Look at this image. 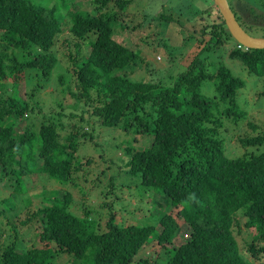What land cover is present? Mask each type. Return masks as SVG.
<instances>
[{
	"label": "trees",
	"instance_id": "1",
	"mask_svg": "<svg viewBox=\"0 0 264 264\" xmlns=\"http://www.w3.org/2000/svg\"><path fill=\"white\" fill-rule=\"evenodd\" d=\"M152 1L158 3L0 0V172L13 185L10 190L0 174V193L7 187V195L0 196V264H53L56 257L77 258L80 264H254L251 258H264V119L240 103L246 80L222 61H210L217 49L227 46L229 50L228 40L232 39L236 44L229 55L253 74L260 64L264 68V48L240 45L214 0L213 10L210 6L188 10L162 0L156 11L148 8ZM244 1L242 6L238 1L236 9L231 7L240 24L250 27L249 18L255 20L257 11L264 8L253 7V0ZM144 2L147 5L141 6ZM167 4L171 5L169 11ZM246 7L250 16L243 13ZM139 8L144 9L143 21L148 27L156 20L174 22L177 15H185L192 26L199 25V30L195 27L190 32L179 29L181 46L170 45L156 33L155 43L165 44L170 57L176 55L175 49H190L192 42H198L200 48L171 84L161 77L153 79L165 69L155 72L151 61L125 43L117 31L128 27L124 20L134 19ZM60 40L61 56L56 49ZM144 41L151 43L146 37ZM151 46L155 48V44ZM207 51L210 55H203ZM60 65L65 71L58 73V80L64 85L69 75L63 92H69L74 102L58 110L59 119L35 123L30 119L32 113L43 110L39 90ZM137 68L148 69L149 78H133ZM30 77L37 82H32V87L27 83ZM208 85L214 89L212 96L203 90ZM258 95L264 98V88ZM76 116L81 121L70 122L72 129L64 136L61 130ZM23 117L25 129L15 133L17 120ZM95 117L101 126L117 127L136 137L153 136V142L145 147L122 146L130 159L121 170L128 169V175L138 177L147 188L162 190L172 207L179 209L178 215L169 211L161 214L158 224L136 220L121 225L119 210L115 212L110 199L103 206L113 213L101 225L91 218L89 208L82 215L75 214L80 203H75L73 188L81 189V199L88 196L81 185L87 179V165L93 161L79 158L78 145L90 136L86 124ZM231 127H241L242 132L237 135ZM233 139L245 148L244 154L235 155L229 149ZM39 179L59 186L44 191L43 203L36 210L13 215L27 203L28 208L34 207L26 188ZM116 183L121 184L111 178L104 196L109 197ZM138 216L143 218L144 213ZM179 217L192 230L187 241L167 249L163 256L137 259L154 237L162 246L170 241L181 226ZM33 218L40 221V244L33 242L23 248L14 241L2 242L4 230L14 236L18 224L26 225ZM157 225L161 230H156Z\"/></svg>",
	"mask_w": 264,
	"mask_h": 264
},
{
	"label": "rangeland",
	"instance_id": "2",
	"mask_svg": "<svg viewBox=\"0 0 264 264\" xmlns=\"http://www.w3.org/2000/svg\"><path fill=\"white\" fill-rule=\"evenodd\" d=\"M41 1V0H39ZM145 1V0H142ZM157 2H149L148 5L149 10L156 11L160 8L162 4V0H156ZM172 1L171 3L182 4L187 7V9L196 8V6L200 8L209 7L211 10L214 9V6L211 4L212 0H166ZM231 6L236 9V4L239 1V5H243L244 0H229ZM249 1V0H248ZM252 1V0H251ZM258 2V3H257ZM262 0H253V7H257L259 9L264 8L261 4ZM246 4V2L244 1ZM252 3V2H251ZM147 4L144 2L141 6H146ZM170 4L165 6V9L169 11ZM251 7L252 5L249 4ZM245 7V6H244ZM145 8V7H144ZM140 13L137 12L135 14L134 19H125L124 21L128 22V27L125 30L117 29L118 33L123 37V40L128 45L132 46L135 49H138L143 53L150 61L151 66H154L155 72L158 69H165L162 73H156L152 76V78H162V80L167 83L171 84L172 79L177 77L178 73L184 69L185 66L190 64L191 59L195 55V53L200 49L198 46V42H192L190 49H175L174 53L176 55L174 57L169 56V50L165 44H157L155 43L154 38L156 37V33L159 34L161 38L166 39L170 45L178 46L182 45V35L179 32V29L185 28L188 29L189 32L193 30L195 27L199 30L198 26H192V23L188 20V18L184 15H177V20L166 24V22H156L153 25L148 27V23L144 22L143 11L144 9L140 10ZM243 13L250 16V13L247 11V7L245 10L243 9ZM251 22V26H247L245 23L243 24L244 28L253 36L257 37H264V28H260L259 26L264 27V10L257 11L255 20L253 16L249 18ZM255 23H254V22ZM144 23V27L138 26L140 23ZM147 25V26H145ZM138 26V27H136ZM200 33V31H199ZM148 39L151 43L144 41ZM207 37H209L207 35ZM205 37V39H208ZM62 39V37H61ZM229 45L233 47L236 43L234 40H228ZM61 40L58 42L56 49L59 51L61 56L62 48L60 46ZM155 44V48L151 46ZM230 49H226V47L217 49L218 52H213L211 55L209 51L206 53L204 52L203 55H210V61L215 63L216 60L222 61L224 64L228 65L234 72L235 75H238L246 80V87L240 94L239 100L240 103L249 113H252L254 116L263 118L264 119V98H260L258 95L259 92L262 91L264 88V74L262 73L263 66L260 64L257 68L256 72L253 74L248 73L247 68H244V64L235 56L229 55ZM62 64H66V61L62 59ZM63 65H60V68L55 71L53 76L47 81L43 83L44 87L39 90V103L43 107V110H34L35 112L31 115V121L35 123H40L46 118L45 122L49 120H53L54 118L59 119L61 113L58 112L61 108H69L71 104L74 102L73 98L70 96L69 92H63L65 86H67V82L69 81V75L66 76L67 82L64 85L58 80V73L64 72ZM145 64L144 66H146ZM211 65H213L211 63ZM264 69V68H263ZM154 72V73H155ZM31 76L34 75V72H30ZM29 74V75H30ZM149 70L144 68H137L136 72L133 74V78L136 80H146L149 78ZM33 80V81H32ZM32 82H37L32 79L31 77L27 80L29 87H32ZM21 94H24V84L23 81L21 82ZM205 94L212 96L214 94V89L212 86H205L203 87ZM261 90V91H260ZM83 106L84 103H81ZM70 110H67L69 112ZM54 116V117H52ZM76 117H71L69 122L65 125V128L61 130L62 134L65 136L69 131H71L70 122H77L79 123L81 120ZM26 117L20 118L17 120L19 124L17 128H15V133L22 132L25 129L27 120L24 119ZM64 121V120H63ZM67 121V120H66ZM97 118L91 119L89 123L86 124V130L88 131L87 134L90 136H86V138H82L79 145H78V155L80 159L85 160L86 158H92L91 164L87 165V179L83 186V189L88 193V196L81 199L82 191L81 189L75 187L73 188V193L75 195V203L79 204L80 207L75 210V214L82 215L85 208H89L91 210V218H93L99 225H101V221L108 215L109 217L113 213L109 207H104L103 204L107 200L114 201V210L117 212L118 222L121 225H124L128 222L132 221H140L151 224H158V220L161 217V214L170 213L169 211H173L175 215H178V208H173L171 201L168 197H166L163 191L151 187L147 188L145 185L140 183V179L133 175H128L126 170L124 169L127 161L130 159V155L124 153V149L122 146L127 143H131L134 147H145L150 145L153 142V136H143V135H133L132 133H126L120 128L117 127H105L101 126L99 123L96 122ZM65 122V121H64ZM92 125V127H91ZM122 125V124H121ZM120 125V127H122ZM231 131L234 133L242 132V128L239 127L236 130L231 127ZM136 137L137 140L134 139ZM90 137H93L90 139ZM229 149L234 152L235 155H242L245 153V148L242 147L238 139H233L229 145ZM257 151V149L254 148ZM260 150V148L258 149ZM122 165V167H121ZM3 176V179L7 181L8 187L10 190L12 189L13 185L11 186V180L8 177L0 172ZM100 176V178H99ZM111 178L113 180H118L121 182L120 185L116 183V187L113 188V192L107 197L104 196V192L110 190ZM125 181V184L122 182ZM59 186L54 181H47L43 179H39L34 182L31 186H26L27 188V198L32 199L34 203L33 205L29 206L28 203L25 201V205L18 208V210L13 213V215H23L25 211H34L38 206L43 203L44 199V191L51 190L57 188ZM7 188V187H6ZM4 188L3 192L0 193V196H6L7 191ZM0 191H1V183H0ZM21 194H25L22 192ZM46 194V193H45ZM167 201H166V199ZM82 200V202H81ZM106 200V201H105ZM107 205V204H105ZM114 212V213H115ZM139 212H143L144 216L142 218L138 216ZM82 213V214H81ZM129 218V219H127ZM134 218L133 220H131ZM181 226L176 232L175 236L165 245H161L158 242V238L154 237L150 242L146 243L142 250L137 255V259L143 258L145 256H150L153 259L157 256H163L164 252L167 249L172 248V246H178L188 239L189 231L191 232V228L188 226L187 222H184L182 218H180ZM139 222V223H140ZM0 219V225H1ZM23 226V227H22ZM161 226L157 225V229L161 230ZM18 233L16 235L10 236V232L4 230L3 233L6 235L4 236L3 241H12L14 237L20 234V238L17 240L18 245L23 248H28L35 244H40L39 239L37 237L38 232L40 231V221L39 218H33L31 221L28 222L26 225L18 224ZM249 236V235H248ZM241 245H243L242 236L238 237ZM6 244H9L7 242ZM2 245V244H1ZM0 245V246H1ZM251 258V257H250ZM80 259H70L68 258H54L52 260L53 264H80ZM251 261L254 264H264V258L262 259H254L251 258Z\"/></svg>",
	"mask_w": 264,
	"mask_h": 264
},
{
	"label": "water",
	"instance_id": "3",
	"mask_svg": "<svg viewBox=\"0 0 264 264\" xmlns=\"http://www.w3.org/2000/svg\"><path fill=\"white\" fill-rule=\"evenodd\" d=\"M214 3L221 11L230 33L237 40V42L240 43V45H243L248 49L264 48V37L253 36L244 29L237 19L236 13L231 7L229 0H214Z\"/></svg>",
	"mask_w": 264,
	"mask_h": 264
},
{
	"label": "clouds",
	"instance_id": "4",
	"mask_svg": "<svg viewBox=\"0 0 264 264\" xmlns=\"http://www.w3.org/2000/svg\"><path fill=\"white\" fill-rule=\"evenodd\" d=\"M239 44H240V43H239ZM127 162H128V161H127ZM173 208H174V207H173ZM156 228H157V227H156ZM156 230L159 231V229H156ZM175 234H176V233H175ZM189 234H190V231H189ZM174 236H175V235H174ZM19 238H20V234H19ZM156 238H157V237H156ZM14 239H15V237H14ZM14 239H13L12 241L18 243V241H17L18 239H16V240H14ZM1 240H2L3 243L11 242V241H3V240H4V237H2Z\"/></svg>",
	"mask_w": 264,
	"mask_h": 264
}]
</instances>
